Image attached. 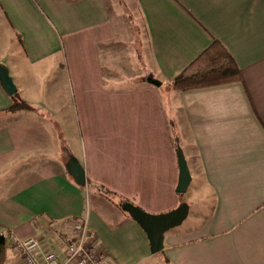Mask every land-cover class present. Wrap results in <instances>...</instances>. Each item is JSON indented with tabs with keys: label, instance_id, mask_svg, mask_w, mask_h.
I'll return each instance as SVG.
<instances>
[{
	"label": "crops",
	"instance_id": "1",
	"mask_svg": "<svg viewBox=\"0 0 264 264\" xmlns=\"http://www.w3.org/2000/svg\"><path fill=\"white\" fill-rule=\"evenodd\" d=\"M214 39L242 80L171 87ZM0 63L37 108L8 111L0 80L6 264H25L14 238L70 234L79 219L114 264H264V0H0ZM96 185L153 213L185 201L189 214L152 252Z\"/></svg>",
	"mask_w": 264,
	"mask_h": 264
},
{
	"label": "trees",
	"instance_id": "2",
	"mask_svg": "<svg viewBox=\"0 0 264 264\" xmlns=\"http://www.w3.org/2000/svg\"><path fill=\"white\" fill-rule=\"evenodd\" d=\"M241 80V69L235 58L220 40L214 39L208 47L169 82V85L177 90H186ZM11 97L13 101L7 108L8 111L37 110L36 106L23 99L18 91L12 94ZM96 192L108 198L122 210L121 203L128 200L105 185H96ZM8 249L9 233H2L0 234V264H6Z\"/></svg>",
	"mask_w": 264,
	"mask_h": 264
},
{
	"label": "water",
	"instance_id": "3",
	"mask_svg": "<svg viewBox=\"0 0 264 264\" xmlns=\"http://www.w3.org/2000/svg\"><path fill=\"white\" fill-rule=\"evenodd\" d=\"M0 80L9 94H14L17 87L8 68L0 63ZM160 84L159 81H154ZM179 162V181L177 183V191H187L192 179L190 167L181 146L178 148ZM68 173L79 185H86L85 168L79 158L73 153H69L65 163ZM123 210L127 211L133 219H135L146 231L150 239V247L152 252L160 251L164 248L165 233L170 228L180 225L189 214L190 206L187 202L180 203L174 209L169 211L153 213L145 210L141 206L132 201L126 200L121 203Z\"/></svg>",
	"mask_w": 264,
	"mask_h": 264
},
{
	"label": "built area",
	"instance_id": "4",
	"mask_svg": "<svg viewBox=\"0 0 264 264\" xmlns=\"http://www.w3.org/2000/svg\"><path fill=\"white\" fill-rule=\"evenodd\" d=\"M64 253L48 249L35 237L14 238L19 256L26 264H114L112 257L94 241L85 219L71 231Z\"/></svg>",
	"mask_w": 264,
	"mask_h": 264
},
{
	"label": "rangeland",
	"instance_id": "5",
	"mask_svg": "<svg viewBox=\"0 0 264 264\" xmlns=\"http://www.w3.org/2000/svg\"><path fill=\"white\" fill-rule=\"evenodd\" d=\"M65 227L61 226V227L57 228L58 230L56 229L55 231H53L54 232V233L52 232L54 235L53 237H51L50 236L51 233L48 234V231H47V233L41 234L39 236H35V238L39 239L41 241V243L43 244V246L48 248V249H55L58 252L59 251H61V252L65 251L67 248L68 240H69L70 236L72 235L71 232H70V234L66 232ZM23 262L25 263V260H23Z\"/></svg>",
	"mask_w": 264,
	"mask_h": 264
}]
</instances>
